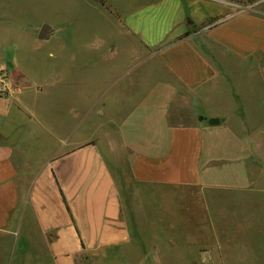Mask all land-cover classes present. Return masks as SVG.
<instances>
[{"label":"crops","instance_id":"crops-1","mask_svg":"<svg viewBox=\"0 0 264 264\" xmlns=\"http://www.w3.org/2000/svg\"><path fill=\"white\" fill-rule=\"evenodd\" d=\"M102 2L100 45L0 99V249L264 264V0Z\"/></svg>","mask_w":264,"mask_h":264},{"label":"rangeland","instance_id":"rangeland-1","mask_svg":"<svg viewBox=\"0 0 264 264\" xmlns=\"http://www.w3.org/2000/svg\"><path fill=\"white\" fill-rule=\"evenodd\" d=\"M236 2L243 4L245 0ZM114 15L109 4L99 0H0V77L5 76L12 89L16 87L14 71L28 76L34 84H42L39 79L44 75L49 78L50 74L67 71L71 58L86 57V47L100 45L108 29L118 24ZM45 24L55 31L48 40L40 41L37 34ZM221 220L216 219L218 227H222ZM228 223L221 229L233 230V219ZM148 243L142 241L143 251ZM14 253L8 257L0 249V264H6L7 258L11 264L31 263L26 256L16 257ZM139 258L133 249L126 250L127 264L133 260L138 263ZM145 258L141 256L142 264H148Z\"/></svg>","mask_w":264,"mask_h":264},{"label":"built area","instance_id":"built-area-1","mask_svg":"<svg viewBox=\"0 0 264 264\" xmlns=\"http://www.w3.org/2000/svg\"><path fill=\"white\" fill-rule=\"evenodd\" d=\"M10 91L11 85L9 80L5 76L0 77V99H7Z\"/></svg>","mask_w":264,"mask_h":264},{"label":"water","instance_id":"water-1","mask_svg":"<svg viewBox=\"0 0 264 264\" xmlns=\"http://www.w3.org/2000/svg\"><path fill=\"white\" fill-rule=\"evenodd\" d=\"M51 33L49 27L47 25H42V27L39 29L37 34L38 40H46Z\"/></svg>","mask_w":264,"mask_h":264},{"label":"trees","instance_id":"trees-1","mask_svg":"<svg viewBox=\"0 0 264 264\" xmlns=\"http://www.w3.org/2000/svg\"><path fill=\"white\" fill-rule=\"evenodd\" d=\"M99 1H100L101 3H103L102 0H99Z\"/></svg>","mask_w":264,"mask_h":264}]
</instances>
